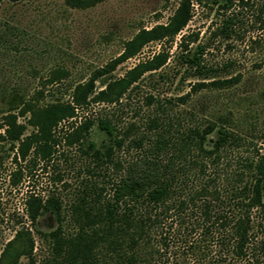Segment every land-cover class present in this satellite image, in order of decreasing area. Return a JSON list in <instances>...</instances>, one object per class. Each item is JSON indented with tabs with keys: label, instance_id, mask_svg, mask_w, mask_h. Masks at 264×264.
Here are the masks:
<instances>
[{
	"label": "trees",
	"instance_id": "obj_1",
	"mask_svg": "<svg viewBox=\"0 0 264 264\" xmlns=\"http://www.w3.org/2000/svg\"><path fill=\"white\" fill-rule=\"evenodd\" d=\"M65 1L86 8L101 0ZM235 1L241 0H224L218 7L228 10ZM191 4V0H180L167 23L139 30L124 42L117 57L75 84L68 100L38 104L31 98L18 112L2 115L0 141L14 149L12 159L17 165L10 174L12 184L23 171L17 159L49 162L61 141L76 145L79 155L88 159L89 167L84 169L90 178L81 181L68 206V220L61 198L54 192L29 191L23 202L29 226L17 229L5 243L0 264H14L21 255L32 260L34 241L29 227L50 244L48 255L39 264H264V153L249 134L227 125L226 117L205 125H183L179 118L173 123L167 112L172 101L152 95L146 101L154 106L141 127L134 122L119 127L107 113L95 120H76L78 110L92 104L119 103L143 73L165 63L167 54L159 52L119 78L104 77L148 41L172 40L190 20ZM231 24V16L226 17L221 32ZM186 38L190 36L181 35L178 43L184 50L188 48ZM203 49L198 44L180 56L196 75L209 71L202 62ZM53 75L50 83L56 82ZM237 79L196 82L191 89L224 88ZM96 82L102 88L96 89ZM187 96L178 100L183 102ZM18 116L26 122L19 123ZM61 123L67 126L58 138L55 130ZM93 124L107 138L100 146L88 138ZM27 125L32 130L25 133ZM131 130L138 134L129 137ZM212 132L215 137L210 140ZM119 152L128 154L127 158H117ZM46 212L54 217L56 226L41 232L35 223Z\"/></svg>",
	"mask_w": 264,
	"mask_h": 264
},
{
	"label": "rangeland",
	"instance_id": "obj_2",
	"mask_svg": "<svg viewBox=\"0 0 264 264\" xmlns=\"http://www.w3.org/2000/svg\"><path fill=\"white\" fill-rule=\"evenodd\" d=\"M179 1L101 0L86 8L72 7L65 0L2 1L0 119L5 113L18 112L23 102L31 98H36L38 104L68 100L75 84L87 80L95 69L117 57L124 42L139 30L167 23ZM191 1V18L172 40L148 41L104 77L119 78L138 62L159 52L167 54L165 63L157 70L143 73L119 103L92 104L78 110L76 120H95L107 113L119 127L129 122L141 127L154 106L146 101L152 95L154 99L172 101L167 112L173 123L179 118L183 125H205L226 117L227 125L249 134L259 152L264 153V0L235 1L228 10L218 7L224 0ZM228 16L232 18L231 27L222 33L223 20ZM181 35L190 36L185 40L186 50L178 46ZM198 44L204 48L201 58L209 68L206 75L192 73L180 58L181 53L192 52ZM52 75L56 82L50 83ZM232 77L238 78L237 82L228 87L191 89L196 82ZM95 85L96 89L102 88L99 82ZM186 94L185 101L178 100ZM17 121L25 123L26 118L18 116ZM66 126L58 125V138ZM31 130L27 125L24 132ZM136 134L131 130L128 136ZM214 137L215 132L208 135L210 140ZM88 138L98 146L107 140L95 124L90 127ZM55 149L49 162L36 160L33 164L29 157L17 159L23 171L16 175V184H12L10 174L17 168L12 159L14 149L0 141V253L17 229L29 226L23 204L29 191L41 195L54 192L61 198L68 220V206L77 196L81 181L90 178L84 169L90 163L79 155L76 145L66 146L61 141ZM116 156L127 158L128 154L119 152ZM55 226V219L48 212L38 216L35 223L41 232H49ZM67 227L71 231V225ZM29 229L34 241L32 260L21 255L14 264H39L49 253V241L32 227Z\"/></svg>",
	"mask_w": 264,
	"mask_h": 264
}]
</instances>
